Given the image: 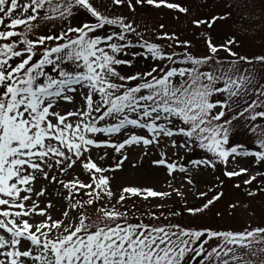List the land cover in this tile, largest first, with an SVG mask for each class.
<instances>
[{"label":"snow or ice","instance_id":"obj_1","mask_svg":"<svg viewBox=\"0 0 264 264\" xmlns=\"http://www.w3.org/2000/svg\"><path fill=\"white\" fill-rule=\"evenodd\" d=\"M262 19L264 0H0V264H264V35L242 51ZM234 178L214 216L243 220L197 223Z\"/></svg>","mask_w":264,"mask_h":264},{"label":"rangeland","instance_id":"obj_2","mask_svg":"<svg viewBox=\"0 0 264 264\" xmlns=\"http://www.w3.org/2000/svg\"><path fill=\"white\" fill-rule=\"evenodd\" d=\"M152 18L154 19L155 14H151ZM232 21H229L228 23L225 24H219L217 25L216 30L214 31V36L217 38V40H220L226 36V34H231V32L234 30L232 28ZM255 27L253 30L246 36L243 37V49L242 51L244 53H252L259 51L260 48V43L262 39V35H264V19L258 20L255 22ZM245 26L247 27L248 24L246 23ZM240 166L243 167H248L249 164L245 162L244 160H241ZM231 168V165L229 166ZM245 177H240L238 179L242 180ZM162 179L161 177H155L151 181H144L145 183H152L155 185L157 188L160 187V184L158 183L159 180ZM211 180L210 176H202L198 178L197 183L203 187L204 184H207ZM237 182V178H234L233 181L231 182H226V187H225V196L224 198L215 206V208L212 209V213L209 214L208 217L204 218L203 220H198L197 223H210V224H220L224 226H238L239 222L243 220V218L246 216V213L243 212V210H238L237 211V219H232L227 216L225 213V217L223 220H217L214 216V213L217 210L224 211L227 207V204L229 201H234L236 199H244L240 195L239 192L236 190L232 189L231 184ZM131 203V201H129ZM189 203L190 205L193 204H198L200 201L194 200L191 196L189 197ZM253 207L257 210L259 213L262 209H264V198H257V200L252 201Z\"/></svg>","mask_w":264,"mask_h":264}]
</instances>
